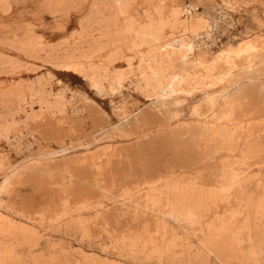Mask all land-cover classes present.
Returning a JSON list of instances; mask_svg holds the SVG:
<instances>
[{
  "label": "rangeland",
  "instance_id": "1",
  "mask_svg": "<svg viewBox=\"0 0 264 264\" xmlns=\"http://www.w3.org/2000/svg\"><path fill=\"white\" fill-rule=\"evenodd\" d=\"M263 83L264 0H0V264H264Z\"/></svg>",
  "mask_w": 264,
  "mask_h": 264
},
{
  "label": "bare ground",
  "instance_id": "2",
  "mask_svg": "<svg viewBox=\"0 0 264 264\" xmlns=\"http://www.w3.org/2000/svg\"><path fill=\"white\" fill-rule=\"evenodd\" d=\"M195 25V24H194ZM198 25H199V23H198ZM247 45H249V44H241V45H238V46H236V47H232V48H227V49H223V50H221V51H218L215 55H214V57L212 58V60L210 61V63H211V65L213 66L216 62H218L223 56H225V55H228V54H230V57L232 56V57H234V56H239V54L242 52V51H248L250 48H253V47H248ZM250 46V45H249ZM171 47V46H170ZM174 47H176V46H174ZM178 51H179V53H182V52H184L183 50H185V51H187V50H189V48L188 49H184V47L182 46V45H180V47L179 48H176ZM175 49V50H176ZM172 50H174L173 49V47H172ZM174 50V51H175ZM177 52V51H176ZM172 55V54H171ZM178 56H179V54H178ZM182 57V56H181ZM183 59V58H182ZM185 60V59H184ZM233 67V66H232ZM236 67V66H235ZM234 67V68H235ZM212 69V68H211ZM232 69V68H231ZM249 72V71H248ZM247 72V73H248ZM195 74V73H194ZM201 74V73H200ZM204 75V74H203ZM206 75H207V73H206ZM207 77V76H206ZM208 77H209V75H208ZM207 77V78H208ZM192 78V77H191ZM206 78V79H207ZM201 79V78H200ZM170 80V79H169ZM172 80V79H171ZM198 80V79H197ZM204 80V79H203ZM199 81V80H198ZM164 82V81H163ZM170 82V81H169ZM179 83V82H178ZM160 85V84H159ZM260 87H264V83L263 84H260L259 85V88ZM241 88H243V87H241ZM238 89V88H237ZM264 89V88H263ZM236 90V89H235ZM244 90V89H243ZM242 90V91H243ZM260 90H262V89H260ZM160 95H164V94H167L169 91H170V88L167 86V87H164V88H161L160 90ZM241 91V93L243 94V92ZM170 93V92H169ZM235 94H236V92H234ZM234 94V95H235ZM239 95H241L240 93H239ZM207 99H210V103H214V100H212L211 99V97H209V96H207L206 97ZM253 98V97H252ZM209 104V103H208ZM260 112V111H259ZM238 115V114H237ZM222 118H224L223 120H226L228 117L226 116V114H225V116L224 117H222ZM234 118V117H233ZM229 119V118H228ZM228 119H227V121H228ZM236 119V118H235ZM229 120H231V119H229ZM233 120V119H232ZM241 120V119H240ZM237 120H235V122H236ZM247 121V120H246ZM224 122V121H223ZM231 122V121H230ZM242 122H244L243 121V119H242ZM199 124H200V126H199V129L197 128V130H199V131H197L196 129V133L197 132H199L200 134H202V136H206L207 137V135H209L210 133H213V134H215V133H217V134H220V135H223V134H226L227 132L225 131V129H227V128H225V129H223V128H219V127H216V128H213L212 127V125H210L208 122H206V121H199L198 122ZM226 124L225 125H227V122H225ZM196 124V123H195ZM223 124V123H222ZM243 124V123H242ZM197 125V124H196ZM220 125V124H219ZM232 125V124H231ZM237 125V124H236ZM236 125H234V126H236ZM241 125V124H240ZM239 125V126H240ZM262 125V124H261ZM260 125V126H261ZM229 126V125H228ZM238 126V125H237ZM245 126H247V124H245ZM249 126V125H248ZM253 126V125H252ZM197 127V126H196ZM195 127V128H196ZM241 127V126H240ZM251 127V126H250ZM261 127H264L263 125L261 126ZM261 127H260V129H261ZM229 128V127H228ZM235 128V127H234ZM233 128V129H234ZM247 128V127H246ZM245 128V129H246ZM253 128V127H252ZM255 129L257 128L256 126L254 127ZM192 129V128H191ZM218 129V130H217ZM232 129V130H233ZM243 129V128H242ZM257 129H259V126H258V128ZM193 130H194V126H193ZM193 130H191V132L193 131ZM194 130V131H195ZM235 130H236V128H235ZM238 130V129H237ZM251 130V129H250ZM250 130H248V131H250ZM263 130H264V128H263ZM263 130H262V132H263ZM193 131V132H194ZM229 131V130H228ZM239 131V130H238ZM242 131V130H241ZM247 131V132H248ZM252 132H254V131H258V130H254L253 131V129L251 130ZM250 131V132H251ZM240 132V131H239ZM246 133V137H244L243 136V138L245 139V143H247V144H249L250 142H252L253 140H256V139H253L252 141L250 140V136H251V133ZM258 132H261V130H259ZM231 133H237V132H232L231 131ZM230 132H229V134H231ZM242 132H240V134H241ZM257 133V132H256ZM195 134V133H194ZM216 134V135H217ZM254 134V133H253ZM252 134V136H254ZM264 134V133H263ZM263 134H259L260 136H262ZM197 135V134H196ZM198 136V135H197ZM238 136H240V135H238ZM256 136V138H258V134L257 135H255ZM259 136V137H260ZM228 137V136H227ZM226 137V138H227ZM236 137V136H235ZM198 138V137H197ZM215 138V137H214ZM217 138V137H216ZM218 138H219V136H218ZM223 138V136L221 137V139ZM225 138V137H224ZM233 138H234V136H233ZM232 138V139H233ZM237 138V137H236ZM239 138V137H238ZM237 138V139H238ZM241 138V137H240ZM261 138V137H260ZM264 138V137H263ZM200 139V138H199ZM211 139V138H210ZM220 138L218 139L219 141L221 140ZM259 139V138H258ZM203 140V139H202ZM212 140V139H211ZM250 140V142H248ZM235 141H237L236 139L234 140V142ZM239 141V140H238ZM237 141V142H238ZM260 141H263V140H260ZM227 142V141H226ZM229 142H230V140H229ZM244 142V141H243ZM256 142H258V141H256ZM232 143H233V141H232ZM238 143H240V142H238ZM254 143V142H253ZM264 143V142H263ZM263 143H262V145H263ZM257 144V143H256ZM261 144V143H260ZM203 145V144H202ZM235 145H237V144H235ZM234 145V146H235ZM231 146V145H230ZM221 147H222V145H221ZM225 147V146H224ZM245 147V146H244ZM248 147V146H247ZM257 147H259L258 145H257ZM261 147V146H260ZM205 148V147H204ZM250 150H252V149H250ZM257 150V149H256ZM250 152V151H249ZM255 152V151H254ZM253 152V153H254ZM200 154V153H199ZM204 154V153H203ZM209 156V155H208ZM205 161V160H204ZM207 161V160H206ZM187 165V164H186ZM237 169V168H236ZM238 171H239V169H238ZM238 171H236L235 170V168L233 169V168H231V166H230V169L229 170H227V174H228V178L227 179H225V181H223L224 183H228V185H223V186H217L216 188H214L213 190H211V191H201L199 194V196L197 197V198H190L191 196H190V194L192 193V191H194V187L193 186H186V187H183V188H181L183 191H182V194L179 196V199L177 200V202L179 203V202H182L183 200H186V196H190L189 198L190 199H187L186 201H188V202H193V204H195L196 205V208L197 209H199L203 204H206V205H210V207H212V206H215L216 204H218V203H227L228 204V209H227V212L225 213V221L223 222L224 224H226V226H224L223 228H221V229H214V228H207L206 229V232H209V231H212V232H218L219 234L221 233V232H223L224 230L226 231V228H228V227H230L229 225L233 222V220H234V218H235V216H236V214H238V213H240L239 212V210L240 209H243L244 207H245V204H244V199H243V194H244V187H243V182H242V180L240 179L241 177H242V175H241V177H239L240 176V174L239 173H237ZM246 171V170H245ZM241 172V171H240ZM243 172V171H242ZM247 172V171H246ZM245 172V173H246ZM222 175H223V173H222ZM227 177V176H226ZM248 177V176H247ZM251 179V178H250ZM250 179H249V181H250ZM191 180H193V179H191ZM196 181V180H195ZM248 181V182H249ZM184 183V182H183ZM192 183V182H191ZM196 183V182H195ZM223 183V184H224ZM187 184V183H186ZM167 185V184H166ZM176 186H178V187H181L180 186V183H179V185H176ZM257 186V185H256ZM259 186V185H258ZM5 187V186H4ZM1 188V187H0ZM177 188V187H176ZM264 187L262 186V189H263ZM167 190V189H166ZM232 190H233V192H232ZM200 191V190H199ZM230 191H231V193H234V194H230ZM246 191V190H245ZM181 192V191H180ZM253 192V191H252ZM197 193V194H198ZM264 193V192H263ZM263 193H260V194H263ZM256 194V193H255ZM255 194H253V195H255ZM259 194V195H260ZM256 196V195H255ZM258 196V195H257ZM169 198H170V196H169ZM249 198V197H248ZM251 198H252V196H251ZM261 198V197H260ZM259 198V199H260ZM262 198H263V195H262ZM194 199V200H193ZM252 200V199H251ZM154 201V200H153ZM257 201V200H256ZM152 203V202H151ZM258 203H259V201H258ZM153 204H155V202L153 203ZM152 204V205H153ZM192 204V203H191ZM169 205V204H168ZM253 205H254V201H253ZM163 206H165V205H163ZM189 206H191V205H189ZM256 206H258V205H256ZM169 207V206H168ZM185 207V206H184ZM167 208V207H166ZM189 208V207H188ZM208 208V207H207ZM168 209H170V208H168ZM192 209V208H191ZM201 209V208H200ZM179 210V209H178ZM199 211V210H198ZM198 211L197 210H195V209H192V210H187L184 214H181V213H178L177 214V216H181V217H183V220L184 221H189V220H191L194 216H196L197 214H198ZM202 211V210H201ZM254 212V211H253ZM237 217V216H236ZM239 218V217H238ZM240 218H242V217H240ZM253 218V217H252ZM257 218V217H256ZM182 219V218H181ZM257 220V219H256ZM253 221V220H252ZM259 221V220H258ZM261 221V220H260ZM198 222V221H197ZM239 222V221H238ZM238 222H236V223H238ZM217 223V222H216ZM255 223V222H254ZM198 224H199V222H198ZM201 224V223H200ZM220 224V223H219ZM239 224V223H238ZM237 224V225H238ZM232 225V224H231ZM236 225V224H235ZM256 225V224H255ZM235 227V226H234ZM231 228V227H230ZM261 228V227H260ZM263 230V229H262ZM232 234V233H231ZM204 237H205V235H204ZM233 239V238H232ZM202 241V240H201ZM234 241V240H233ZM230 243V242H229ZM260 243V242H259ZM202 246V245H201ZM205 246H203V248H204Z\"/></svg>",
  "mask_w": 264,
  "mask_h": 264
},
{
  "label": "built area",
  "instance_id": "3",
  "mask_svg": "<svg viewBox=\"0 0 264 264\" xmlns=\"http://www.w3.org/2000/svg\"><path fill=\"white\" fill-rule=\"evenodd\" d=\"M190 12H191V10H188L187 13L189 14ZM208 27H209L208 30H207L208 33L210 32V34L214 36V33L216 32L217 25L215 23H210V25Z\"/></svg>",
  "mask_w": 264,
  "mask_h": 264
}]
</instances>
